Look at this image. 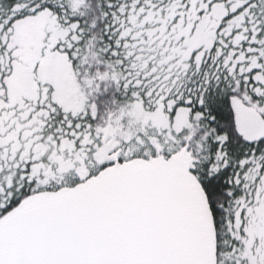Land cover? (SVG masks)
I'll return each mask as SVG.
<instances>
[{"label": "snow or ice", "instance_id": "1", "mask_svg": "<svg viewBox=\"0 0 264 264\" xmlns=\"http://www.w3.org/2000/svg\"><path fill=\"white\" fill-rule=\"evenodd\" d=\"M0 264H264V0H0Z\"/></svg>", "mask_w": 264, "mask_h": 264}]
</instances>
